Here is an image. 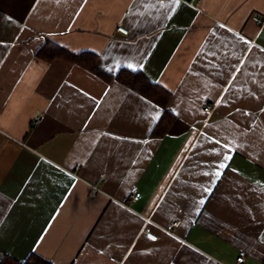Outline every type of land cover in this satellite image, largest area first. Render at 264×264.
<instances>
[{
    "label": "crops",
    "instance_id": "0c3cea01",
    "mask_svg": "<svg viewBox=\"0 0 264 264\" xmlns=\"http://www.w3.org/2000/svg\"><path fill=\"white\" fill-rule=\"evenodd\" d=\"M0 13V262L264 264V0H0ZM49 41L88 61L40 56ZM121 70L170 94L165 135L163 106Z\"/></svg>",
    "mask_w": 264,
    "mask_h": 264
},
{
    "label": "trees",
    "instance_id": "16d2710c",
    "mask_svg": "<svg viewBox=\"0 0 264 264\" xmlns=\"http://www.w3.org/2000/svg\"><path fill=\"white\" fill-rule=\"evenodd\" d=\"M1 16V13H0ZM38 54L42 57H47V59H53L55 57L66 58L70 61L82 63L84 58L87 60L88 54H73L68 52L67 50L61 48L59 45L47 42L38 52ZM85 60V62H87ZM93 71L94 68H91ZM118 81L126 85L127 87L135 90L136 92L145 95L149 99L155 100L159 102L163 108L164 113L157 124L153 135L157 137H161L165 135L171 126L173 121V116L166 109L167 103L170 98V94L162 89V87L152 83L143 73L141 72H132L128 70H121L115 77ZM0 264H52L51 262L45 260L41 256L37 254H31L25 261L17 262L12 260L9 257H5Z\"/></svg>",
    "mask_w": 264,
    "mask_h": 264
},
{
    "label": "built area",
    "instance_id": "2783aa9c",
    "mask_svg": "<svg viewBox=\"0 0 264 264\" xmlns=\"http://www.w3.org/2000/svg\"><path fill=\"white\" fill-rule=\"evenodd\" d=\"M256 22L258 24H262L263 23V20L260 19V18H256L255 19ZM119 30L122 32V33H125L127 34L128 31L122 27L119 28ZM205 111L206 112H209L211 111V107L210 106H207L205 108ZM41 118L38 117L34 122H35V125H39L41 123ZM141 196V193L139 191H137L136 189H134L133 191V195H132V199L133 200H138ZM147 222H151V219L147 218ZM179 226V221L178 220H175L169 227H167L165 229L166 232L168 233H171V234H174L175 232V229ZM147 235L149 237H155V239H158V236L156 234H154L153 232H150V231H147ZM245 260H246V253L244 251H241L238 258H237V261H236V264H244L245 263Z\"/></svg>",
    "mask_w": 264,
    "mask_h": 264
},
{
    "label": "snow or ice",
    "instance_id": "6c2138e0",
    "mask_svg": "<svg viewBox=\"0 0 264 264\" xmlns=\"http://www.w3.org/2000/svg\"><path fill=\"white\" fill-rule=\"evenodd\" d=\"M172 3L173 4H179V0H172ZM129 67H131V65H129ZM226 159H227V157H226ZM221 167H225V165H220ZM205 191H207V189H205ZM200 203L202 204V203H204V201H200ZM151 239H155V237H150ZM262 241H264V237H262Z\"/></svg>",
    "mask_w": 264,
    "mask_h": 264
}]
</instances>
